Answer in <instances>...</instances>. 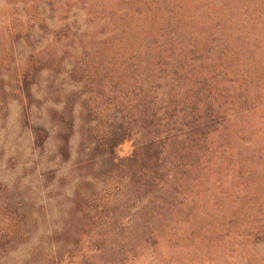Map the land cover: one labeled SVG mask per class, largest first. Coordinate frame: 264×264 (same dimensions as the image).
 <instances>
[{
    "label": "rangeland",
    "instance_id": "374dc122",
    "mask_svg": "<svg viewBox=\"0 0 264 264\" xmlns=\"http://www.w3.org/2000/svg\"><path fill=\"white\" fill-rule=\"evenodd\" d=\"M173 27L207 34L200 56L183 42L185 71L222 63L232 117L197 170L203 149L185 159L194 231L163 213L153 245L113 161L140 132L110 141L149 101L146 44L151 61ZM0 264H264V0H0Z\"/></svg>",
    "mask_w": 264,
    "mask_h": 264
},
{
    "label": "trees",
    "instance_id": "16d2710c",
    "mask_svg": "<svg viewBox=\"0 0 264 264\" xmlns=\"http://www.w3.org/2000/svg\"><path fill=\"white\" fill-rule=\"evenodd\" d=\"M154 24H148L143 31L151 37H155L157 32H152ZM185 34L171 29V34L167 36V45L157 46L152 60L149 54L152 53L151 45L146 44V57L142 64L141 71H149L148 79L151 83L150 93L146 98L131 102L126 99L123 107L135 108V120L128 122V118L122 115L119 127H122V134L111 139V147H117L125 142V128L132 126L138 128L139 139H136L128 153L121 157H114L116 169L131 173V180L135 182V192L138 196L146 197L144 205L140 207L141 212L153 211V219L146 221L142 216L136 227L144 229L143 235L148 236L146 240L157 245L163 234V230L168 226V221L161 218L164 213L169 218L174 212H179L183 224L187 225L184 231H194V214L190 213L188 205L192 204L191 196L188 195L189 185L183 182L182 170L185 159L193 155L195 150L203 149V153L194 161L190 170H197V166L203 160V154L210 147L218 145L220 142L213 138L217 128L232 117V106L227 107L224 101L227 100V87L224 80L225 71H218L222 63L216 65L215 69H208L200 63L195 66L197 70L192 71V67L185 71V61L182 55L183 42L192 44L190 52L200 56L207 51L205 45L199 44L198 38L205 39L207 34H201L185 30ZM199 35V36H198ZM143 45V44H142ZM177 47L176 52L173 47ZM168 52L166 53V50ZM184 51V50H183ZM175 52V53H174ZM238 56V54H237ZM168 63H171L166 67ZM208 71L203 72L205 69ZM224 75V76H223ZM127 70L121 71V80L124 83L127 79ZM119 78V77H118ZM119 79V80H120ZM230 82V80H227ZM247 107V104H240ZM238 114V113H237ZM241 114V113H240ZM126 121V122H125ZM121 137V138H120ZM219 139V137H217ZM198 146V147H197ZM112 153V148L110 150ZM208 165L204 168L206 169ZM135 178V179H134ZM192 189L194 185L190 186ZM186 196V197H184ZM177 201V202H176ZM176 203V204H174ZM188 210L187 212H185ZM152 215V214H151ZM193 217V218H192ZM174 227V226H173ZM176 231V229H173ZM164 237V234H163ZM162 237V238H163Z\"/></svg>",
    "mask_w": 264,
    "mask_h": 264
}]
</instances>
